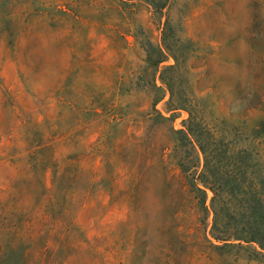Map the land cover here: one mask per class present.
Listing matches in <instances>:
<instances>
[{
  "label": "rangeland",
  "instance_id": "374dc122",
  "mask_svg": "<svg viewBox=\"0 0 264 264\" xmlns=\"http://www.w3.org/2000/svg\"><path fill=\"white\" fill-rule=\"evenodd\" d=\"M160 7L162 14L155 12ZM162 40L177 55L183 53L184 68L167 77L178 96L182 84L195 87L197 96L189 101L201 111L199 125L206 145L214 135L213 151L230 152L236 175L246 169L237 153L249 151L247 163L256 168V179L235 178L224 185L219 205L237 215H251L253 201L237 206L224 193L233 189L264 193V0H0V190L16 175L11 157L17 151L16 136L34 140L44 135L51 141L71 133L73 143H60L56 153L63 159L75 155L87 161L83 154L88 150L85 153L75 142L91 135L96 121L90 113L63 107V95L80 109L104 105L109 101L107 91L114 89L120 97L131 91V97L116 101L134 109L140 84L128 83L125 75L133 77L150 55L151 45ZM174 65L172 57L162 63ZM168 100L169 94L156 109L172 116L175 130L182 129L189 113L167 114ZM97 137L92 134L88 144ZM180 154L185 156L182 150ZM154 159L138 187L134 215L108 207L111 200L131 199L121 193L124 182L111 200L106 184L88 188L87 204L76 217L74 238L80 244L64 264H264L248 251H215L203 242V229L211 239L213 193L205 189L209 214L204 213L201 195L170 180ZM95 164L100 166L98 160ZM87 178L88 173L76 183L80 192ZM255 207L264 215V198ZM178 209L181 213L176 215ZM177 225L179 239L173 233Z\"/></svg>",
  "mask_w": 264,
  "mask_h": 264
},
{
  "label": "trees",
  "instance_id": "16d2710c",
  "mask_svg": "<svg viewBox=\"0 0 264 264\" xmlns=\"http://www.w3.org/2000/svg\"><path fill=\"white\" fill-rule=\"evenodd\" d=\"M163 9L160 7L155 12L159 10L162 14ZM123 40L127 43L125 35ZM151 47L150 55H146L143 66L134 76L128 77V72L125 75L128 83L135 80L140 84L134 92L138 101L134 109L128 103L124 105L116 101L117 98L131 97V91H126L123 97L114 89L113 92L107 91L104 95L108 94L109 101L104 105L80 109H75L66 100V94L63 95V107L70 111L90 113L96 121L91 133L98 135L95 142L88 144L90 133L75 142V146H81L85 153L88 150L87 154H83L87 161L82 162L75 155L63 159L62 155L56 153L60 143H73L71 133H63L51 141H46L44 135L34 140L28 136L15 137L14 147L17 151L11 157L16 175L5 189L0 190V264H64L80 244L74 238V231L78 230L77 214L88 201V188L97 183L106 184L111 200L118 195L119 185L124 182L121 193L129 194L131 199L111 200L108 207L134 215L138 187L143 183L154 157V165L167 177L169 174L170 180L201 195L204 213L209 214L205 205V189L213 193L210 203L213 223L209 233L212 241L207 237L206 229H203V242L215 251L242 249L264 262V215L255 207L264 198V193L245 189L224 193L227 201L237 206L242 201H253L250 207L252 211H249L251 215H237L235 210L229 211L219 205L223 197L219 191L224 185L234 183L235 178L243 182L256 179V168L247 163L249 151L242 149L237 153L246 164V169L244 173L236 175L229 163L230 152L219 155L213 151L216 147L215 136L209 146L204 141L199 125L201 111L189 101L197 96L195 87L182 84L183 91L178 96L175 83L167 77L168 72L184 68L183 53L177 55L163 40L156 41ZM169 57L174 59L175 65L162 66ZM185 69L190 70L187 64ZM167 94V114L176 110L189 113L182 129L175 130L171 123L172 116L165 117L156 109ZM261 127L264 128V123ZM129 128L135 131L128 133ZM86 129L90 131L91 127ZM161 139L165 140V144ZM81 142L84 143L80 145ZM180 149L185 156L180 154ZM167 151H170L169 156ZM65 160L74 162L75 166L64 165ZM97 160L99 167L95 164ZM87 164L90 167L87 168ZM86 173L89 178L80 192L76 183ZM174 213H181V209ZM173 233L176 238L181 237L178 225Z\"/></svg>",
  "mask_w": 264,
  "mask_h": 264
}]
</instances>
